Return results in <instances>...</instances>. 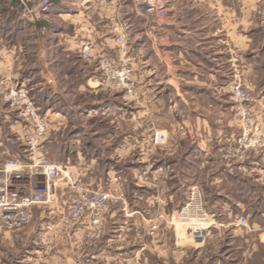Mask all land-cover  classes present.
I'll return each instance as SVG.
<instances>
[{"label":"rangeland","instance_id":"1","mask_svg":"<svg viewBox=\"0 0 264 264\" xmlns=\"http://www.w3.org/2000/svg\"><path fill=\"white\" fill-rule=\"evenodd\" d=\"M101 1L54 0L48 16L38 21L45 24L40 38H47L48 27L68 37L81 23L84 27L92 25L98 32H111L115 42L112 28L116 22L123 25L127 33V54L120 58L117 52V57L110 59L116 68L125 67L129 71V88L105 89L99 72L101 88L107 93H99L96 98L110 99L114 105L124 106L125 120L130 117L131 121L130 157L118 162H91L86 157L72 161L80 177L73 176L67 187L56 186V190L51 187V199L30 209L31 218L26 225L8 229L0 224V264H264V217L261 216L264 203L261 209L245 203L240 207L236 206L235 198L236 184L240 185L241 180L238 175L248 181L257 179L248 175L246 166L237 164L241 162L238 156L242 151L243 131L249 133L247 140L260 134V140L264 141V0H258L247 22L244 3L242 49L236 50V63L223 68V80L208 79L206 70L197 65L167 63L157 48L161 45L159 26L163 21L155 23L136 15L138 10L131 0H104L103 4ZM164 1L167 9L175 8L184 15L190 4L185 0ZM19 24L28 26L20 19ZM249 28L253 32H248ZM234 52L231 50L233 57ZM55 55L64 56L59 51ZM70 66L59 64L54 69L61 73ZM73 79L71 76L67 81ZM235 86L245 91L242 101L232 92ZM17 88L27 90L15 86L12 80H0V93ZM30 98L36 104V98ZM68 99L84 103L95 97L69 96ZM3 105L8 106L0 94V110ZM197 119L222 123L226 126L225 137L218 144L210 145L212 162L205 164V159L195 153L194 185L188 192L172 190L164 195L168 200L174 192L178 201L183 195V204L180 206V201L175 199L171 207L167 205L161 210L151 203L156 188L149 187V175L143 174L139 138L143 130L153 129L156 121L167 128L173 122L185 124ZM82 121L98 143L110 132V120L99 114ZM68 131L69 128L65 133ZM176 131L175 136L184 139L182 147L192 142L193 136L187 141L185 129ZM152 132L154 135L155 129ZM193 140L198 138L194 135ZM245 156L242 164L249 157H264V146L247 151ZM50 168H44L47 176L55 173ZM179 169L181 164L175 167L178 179H185L178 175ZM175 178L171 180L175 182ZM159 179L158 186L168 184H162L168 176ZM142 181H147L150 191L139 187ZM256 182L262 184L264 178ZM193 190L198 192L197 207L192 206L190 212L182 214L191 203ZM101 194L119 200L103 207L99 202ZM72 206L81 208L77 220L68 217ZM240 217L246 218V226L237 225Z\"/></svg>","mask_w":264,"mask_h":264},{"label":"crops","instance_id":"2","mask_svg":"<svg viewBox=\"0 0 264 264\" xmlns=\"http://www.w3.org/2000/svg\"><path fill=\"white\" fill-rule=\"evenodd\" d=\"M185 1L190 2L185 15L182 11L168 7L166 18L159 26L162 38L158 41L161 45L157 48L161 50L167 63L197 65L206 70L208 79L223 80L225 77L222 74L223 68L227 64L236 63V50L242 49L243 5L245 3L247 22L252 18L253 7L258 0ZM193 11L195 14L191 13ZM136 13L143 16L139 11ZM51 28L53 27L47 28V38L46 36L40 38L42 30H45V24L37 22L28 24L26 28L22 27L19 24L17 1L0 0V80L5 82L12 80L15 86L25 87L29 95L36 98L40 114L48 122L45 140L38 153L45 155L51 166L50 171L55 172L51 176L40 174L36 176V180L43 184L48 182L56 190V186L67 187L73 176L80 177L76 174L77 169L72 165V161H79L83 159L82 157L90 159L91 162L102 160L118 162L129 158L131 121L130 117L125 120L126 110L123 105H114L110 99L96 98L99 93L107 92L101 88L99 71L94 64L81 56L82 46L89 44L92 47V54L109 59L116 58L117 49L113 37H110L111 32H98L92 25L87 24L84 27L80 23L78 29L75 27L67 37L62 31H53ZM247 31L253 32L251 28ZM231 50H235L234 57ZM58 51L64 56L60 58L59 55H55ZM59 64L71 66L58 73L54 66ZM234 75L236 80V73ZM71 76H74V79L67 81ZM208 79L205 80L209 81ZM69 96L95 99L76 103L71 102L74 99L69 100ZM145 110L147 111V107ZM97 114L109 119L108 123L111 125L110 132L103 135L100 143L92 138L93 133L89 134L82 121L92 119ZM67 128L69 131L65 133ZM153 129L166 134L165 144H154ZM153 129L143 130V135L139 138L140 160L143 163L144 176L149 175V187L155 185L156 188L151 203L163 210L164 206L171 207L174 204L177 199V196H173L174 192L177 190L188 192L193 187L196 152L205 159V164L212 162L214 158L210 154V145L218 144L225 137L223 134L226 132V126L220 122L212 123L197 119L196 122L187 121L185 124L173 122L167 128L156 121ZM177 129L186 130L187 141L193 136L192 142L184 146L186 148L182 147L183 138L175 136L174 132ZM24 130L22 122L7 105H3L0 110V165L8 159L24 160L21 142ZM194 135L198 138L197 141L193 140ZM175 155L176 157L179 155L180 158L169 159ZM179 164L181 169L178 175L185 179L177 177L175 167ZM242 165L246 166L248 175L257 179L248 181L238 175L241 180L235 189L236 206L241 207L245 203V206L261 209L264 203V188L260 185L264 183L256 181L264 178V157H249ZM160 176L163 178L168 176V179L162 181V184L168 182L165 187L157 185ZM172 178L176 181L173 182ZM255 182L258 184L255 185ZM147 185V181L144 183L142 181L139 187L150 191ZM172 190L174 192L165 200L164 195ZM184 198L182 195L179 200L180 206ZM177 209L178 207H174V210ZM261 216L264 217V214Z\"/></svg>","mask_w":264,"mask_h":264},{"label":"built area","instance_id":"3","mask_svg":"<svg viewBox=\"0 0 264 264\" xmlns=\"http://www.w3.org/2000/svg\"><path fill=\"white\" fill-rule=\"evenodd\" d=\"M9 1V0H6ZM19 19L25 24H34L44 20L54 7V0H16ZM134 7L146 18L152 22H161L166 18L167 6L164 0H131ZM104 0L101 1L103 4ZM115 34L116 49L120 58L127 54V33L123 25L116 22L112 28ZM82 57L89 63L94 64L95 68L101 73L102 86L110 91L128 90L129 71L123 67L116 68L115 63L102 55H94L91 51V45L82 46ZM51 81H49L50 83ZM239 100L245 98V91L240 86H235L232 91ZM3 100L8 104L11 111L22 122L24 133L21 138L24 149V159L6 160L0 165V224L8 229L20 228L26 225L31 218L30 209L36 205L49 202L52 197V188L48 182L40 183L36 176L46 174L45 169H49L48 161L45 155L35 156V153L41 150L45 140L48 127L47 120L40 115V111L29 93L24 88L10 89L1 92ZM247 131H243V142L241 144L240 156H238L242 165L246 156L245 153L252 149L264 146L261 141L262 135L258 134L255 139H246ZM155 144H165L167 136L164 132L155 131L153 135ZM38 165H34V162ZM238 164V165H240ZM31 167V168H30ZM43 169L42 172H38ZM198 192L193 190L191 194V203L187 204L182 214L190 212L192 206L197 207ZM119 198H113L110 195L101 194L99 202L105 207L109 202H117ZM75 204V201H72ZM81 215L79 206L70 207L68 217L70 220H77ZM237 225L246 226L245 217L236 220ZM195 239V238H194ZM204 239V238H203ZM198 242V240H196ZM201 242V241H199Z\"/></svg>","mask_w":264,"mask_h":264}]
</instances>
